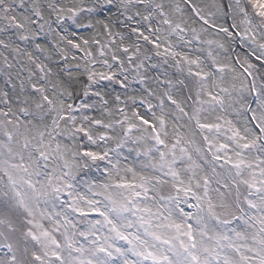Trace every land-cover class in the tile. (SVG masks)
<instances>
[{"label": "snow or ice", "instance_id": "snow-or-ice-1", "mask_svg": "<svg viewBox=\"0 0 264 264\" xmlns=\"http://www.w3.org/2000/svg\"><path fill=\"white\" fill-rule=\"evenodd\" d=\"M0 75V264H264V0H0Z\"/></svg>", "mask_w": 264, "mask_h": 264}, {"label": "rangeland", "instance_id": "rangeland-1", "mask_svg": "<svg viewBox=\"0 0 264 264\" xmlns=\"http://www.w3.org/2000/svg\"><path fill=\"white\" fill-rule=\"evenodd\" d=\"M73 31H77L79 35H88V33L83 30V29H80V30H77V29H72ZM5 55H7V53H5ZM39 55V54H37ZM79 55H81V53H77V56L79 57ZM9 59H11V57H9ZM41 59H43V57H41ZM16 83L18 84L19 81L17 80ZM4 86V78L2 75H0V87H3ZM136 87H139L138 85H136ZM141 111L143 112L144 109L141 108Z\"/></svg>", "mask_w": 264, "mask_h": 264}]
</instances>
